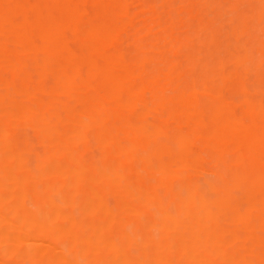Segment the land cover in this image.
Here are the masks:
<instances>
[{"label":"bare ground","instance_id":"1","mask_svg":"<svg viewBox=\"0 0 264 264\" xmlns=\"http://www.w3.org/2000/svg\"><path fill=\"white\" fill-rule=\"evenodd\" d=\"M237 1L196 44L156 1L0 0V264H264V0Z\"/></svg>","mask_w":264,"mask_h":264},{"label":"rangeland","instance_id":"2","mask_svg":"<svg viewBox=\"0 0 264 264\" xmlns=\"http://www.w3.org/2000/svg\"><path fill=\"white\" fill-rule=\"evenodd\" d=\"M155 1H156V4H157V6H160L161 8H162V11L161 12H163V14H162V16H163V19H164V17H165V20H164V22H162L163 20H161V22L163 23V25H161V27L163 26V29H168V28H164L165 27V25H167V27H168V25H170L169 27L171 28V27H175V25L177 26L176 27V29L174 28V30H176L175 32H174V37H175V39H182L187 33H188V31L190 32V33H192V34H190L189 33V35L191 36V39L193 40V42L196 40H199V38L198 37H194V35H193V31L192 30H195L196 28H198L197 26H199V24H200V22L199 21H204V22H209V23H213V24H215V23H217V24H215L216 25V27L218 26V24L221 26V28H222V31H221V33L223 34V39L224 38H226L227 36H228V34H229V32H227L226 33V31H228V30H231V28H227L228 26L230 27V23L228 22V21H226L227 20V18H228V16H226L225 17V14L227 15V11H225L224 12V10L223 9H218L217 8V10H216V6H214L213 5V7L212 6H206V4H204V0H192V1H194V2H191V0H175L174 2H173V0H169V2H167L168 0H133V2H131V8H132V10H131V12H134V11H139L138 9L143 5V4H150L151 3V5H153L154 3H155ZM164 1H165V4H164ZM181 1V2H180ZM212 1V0H211ZM231 1H234V0H225V2H224V0H213V2H216L217 3V5L218 4H220V5H222V6H227V4L229 3V2H231ZM244 1L246 2L245 4H244ZM241 0V2H240V0H238L237 1V8L239 9V11L241 12V13H243V14H246V15H250L251 14V5L253 4V2L255 3V0ZM248 1V2H247ZM253 1V2H252ZM154 2V3H153ZM199 2L201 3V5L199 4ZM227 2V3H226ZM153 3V4H152ZM159 3H161V4H159ZM163 3V4H162ZM197 3L199 4V5H197ZM202 3H203V5H202ZM225 3V4H224ZM238 3H240V4H238ZM248 3V4H247ZM159 4V5H158ZM175 4V5H174ZM179 4V5H178ZM181 4V5H180ZM187 6H186V5ZM242 4V6H240ZM157 6H156V8H157ZM167 6V7H166ZM184 6V7H183ZM186 6V7H185ZM196 6V8H194V7ZM199 6V7H198ZM201 6H203V7H201ZM225 6V7H226ZM244 6H246L247 8L245 9V7ZM170 7V8H169ZM177 7V8H176ZM190 7V8H189ZM192 7H193V9H192ZM209 7V8H208ZM212 7V8H211ZM240 7H242V8H240ZM244 7V8H243ZM167 9V11L168 12H170L171 11V9H172V11H173V14H171L172 16H171V18L173 17V19L172 20H174V22H172V20L170 21V24H169V22H167L168 21V17H170V14L166 11V9ZM199 8L201 9V11L199 10ZM227 8V7H226ZM158 9V8H157ZM177 9V10H176ZM194 9H196V10H194ZM205 9V10H204ZM209 9V10H208ZM244 9V10H243ZM193 10V11H192ZM247 12H246V11ZM177 11V12H176ZM186 11V12H185ZM209 13H208V12ZM213 11V12H212ZM250 11V12H249ZM182 12V13H181ZM195 12V13H194ZM201 12V13H200ZM212 12V13H211ZM216 12V13H215ZM224 13V15H223V13ZM250 13V14H247V13ZM168 13V15H166ZM172 13V12H171ZM179 13H181V14H179ZM198 13V14H197ZM211 13V14H210ZM194 14V15H193ZM199 14H201V15H199ZM212 14H213V16H212ZM223 16H222V15ZM176 17H175V16ZM188 15H190V18H191V20H190V18H189V16ZM203 15H206V16H204L205 18H207V19H205L204 17V19L203 18H200V17H202ZM209 15V16H208ZM216 15H218V16H216ZM146 15H142V17H138L139 18V22H137L136 24H135V27L134 28H130V30L131 29H134V30H132L133 32H135L136 30H138V29H140L139 27L140 26H145V24L144 23H148V20L151 18V16H150V14H147V16L145 17ZM192 16V17H191ZM145 17V18H144ZM147 17H150V18H147ZM175 17V18H174ZM180 17V18H179ZM198 17V18H197ZM212 17H214V18H216V19H212ZM140 18H142V24L140 23V21H141V19ZM148 20H147V19ZM177 18V19H176ZM179 18V19H178ZM184 18V19H183ZM188 20H187V19ZM195 18H196V20H195ZM223 18V19H222ZM145 19H146V21H145ZM210 19V20H209ZM219 19V20H218ZM221 19V20H220ZM138 20V19H137ZM194 20V21H193ZM249 20V19H248ZM222 21H224V22H222ZM136 22V21H135ZM178 22V23H177ZM187 22V23H186ZM192 22H193V25H192ZM140 23V24H139ZM161 23V24H162ZM171 23H173L174 25H172L171 26ZM181 23H184L183 25L181 24ZM195 23H197V24H195ZM226 24V25H224V24ZM228 23V24H227ZM247 24H249L250 26H251V23L249 22H246ZM257 23V22H256ZM140 25V26H139ZM179 25V26H178ZM193 26V27H191V26ZM196 25V26H195ZM256 25V24H255ZM143 26V27H144ZM182 26V27H181ZM190 26V27H189ZM195 27V28H194ZM142 28V27H141ZM180 28V29H179ZM163 29H161L160 28V30H163ZM226 29H228V30H226ZM157 31H160L158 28L156 29ZM173 30V31H174ZM179 31V32H178ZM132 32V33H133ZM164 31H160V32H156V31H154V33L152 34V36H148V38H154V36H156V37H159V40H160V38H162V39H164ZM226 33V34H225ZM156 34V35H155ZM161 35V36H159V35ZM181 34V35H180ZM263 33H259V36H261L260 37V39H261V41H262V45H264V34L262 35ZM180 35V36H179ZM263 36V37H262ZM193 37V38H192ZM263 38V39H262ZM161 41V40H160ZM195 41V42H196ZM194 42V43H195ZM233 42V41H232ZM164 44L166 43L165 41L163 42ZM167 43H168V41H167ZM198 43V41L196 42V44ZM162 44V42H160V45ZM130 45V46H129ZM128 45V43H127V45H126V43H125V45H123L122 46V49L125 51V52H127V53H129V52H131V55H134V53L136 52L135 50L137 49L136 48V46H134V45H131V44H129ZM167 45V47H169L168 45L169 44H166ZM166 45L164 46L163 44L160 46V48L161 49H164L165 47H166ZM133 47V49H134V52H132V47ZM230 46V45H229ZM228 47V46H227ZM230 48V47H229ZM167 50V49H166ZM261 51H262V53H264V47L262 46V49H260ZM186 53V54H185ZM188 52H186V51H181V53H179V52H177L176 54H171V56L175 59H177V61H181V62H184V60H185V58H187L186 56H188V54H187ZM185 55V56H184ZM263 56H264V54H263ZM180 57V60H178V58ZM184 59H183V58ZM230 66V65H229ZM228 66V67H229ZM200 68V67H199ZM231 68L233 69V66H231ZM230 69V68H229ZM194 70V69H193ZM195 70L197 71L198 70V67L197 68H195ZM194 70V71H195ZM198 72V71H197ZM256 73V74H255ZM250 74H251V76H250ZM250 74H248L249 75V77H248V75L246 76V78H245V82L247 83V84H249L248 82L251 80V78H252V75H255L253 78L254 79H252L251 81H250V88H253V87H256V86H254V85H252V84H254V83H258V85H260L261 84V87L263 88V84L262 83H264L263 81H264V70H261L260 72H259V74H258V76L259 77H257V72H255V71H253V72H251ZM261 77H262V79H261ZM248 78H250L249 80H248ZM247 79V80H246ZM252 82V83H251ZM259 82H262V83H259ZM257 85V84H256ZM257 85V86H258ZM248 87H249V85H248ZM249 88V89H250ZM263 90H264V88H263ZM251 91H252V89H251ZM31 135V134H30ZM39 149V148H38ZM210 165V164H209ZM5 212L6 211H4L3 209H0V213H3V214H5ZM45 244V245H44ZM47 245V243L46 242H44V243H40L39 245H38V247L39 248H41V249H43V247H45Z\"/></svg>","mask_w":264,"mask_h":264}]
</instances>
